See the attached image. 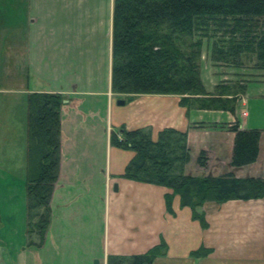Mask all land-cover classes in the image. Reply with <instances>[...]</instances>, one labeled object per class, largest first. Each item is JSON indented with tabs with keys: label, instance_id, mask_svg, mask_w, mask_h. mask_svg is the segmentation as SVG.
Here are the masks:
<instances>
[{
	"label": "crops",
	"instance_id": "obj_1",
	"mask_svg": "<svg viewBox=\"0 0 264 264\" xmlns=\"http://www.w3.org/2000/svg\"><path fill=\"white\" fill-rule=\"evenodd\" d=\"M37 5L39 12H30L26 21L67 23L59 34L62 40L56 41L50 56L46 55V50L37 52L35 59L29 56V69L35 68L39 79L46 69L48 73L52 72V79H49L48 88L38 86L36 80L34 88H28L27 93H60L66 99L61 108V149L64 134H67L66 138H73L78 132L84 133L81 142L85 149L94 148L92 144H96L100 150L101 147L104 149L106 164L98 187L102 193L92 196L96 198L94 203L98 204V208L87 206V200L74 201L71 198L74 196L62 189L61 182L65 175L61 154L60 175L51 199V221L44 243L29 248L25 228L27 193L23 188V205L15 203L19 198L13 189L17 185L20 187L18 183L22 186L23 183L17 181L7 169L0 168V264H26V254L30 251L36 252L39 264H47L51 258L49 255H52L49 254L52 246L53 252L57 253L82 239L84 243L92 245L88 217L92 221L93 208L99 210L96 218L98 229L103 232L102 237H99L101 232H96L95 242H102L103 247L100 254L88 250L90 264L93 259H98L99 264H107L110 255L142 254L163 240L168 244V252L158 256L153 264H264V197L223 203L205 202L198 208L204 214L205 227L193 218L190 207L181 206L180 196L171 188L121 177L135 152L115 147L110 140L112 130H117L122 124L130 130L148 127L154 139L159 131L172 127L187 133L191 160L185 167L186 174L219 176L232 172L237 177H264V132L258 159L244 166L231 165L235 138V133L230 130L232 123L239 121L245 129L256 128L253 127L255 125H249L251 114L243 109L249 103L246 93L238 101L235 113L188 109L181 105V95L115 93L112 90L115 0H47ZM229 66L234 71L241 69L242 74H248L244 68ZM219 71L221 77L215 85L232 83L223 81L228 77ZM252 75L251 79L264 80L261 79L264 78V70ZM242 78L245 82L239 83L245 84L247 88L251 79ZM121 98L128 106L126 113L125 110L115 112L120 107L118 100ZM115 114L118 116L114 117ZM100 115L107 117L105 126L87 124V118ZM223 115H227L224 122ZM5 116V122L0 121V158L4 162L13 157L12 146H6L9 129L7 112ZM205 116L209 118L205 119ZM64 117L75 119L76 123L71 127L65 126ZM110 120L111 123H108ZM6 149L10 150L9 153ZM202 150L210 155L206 168L197 164ZM80 154L92 158L85 151ZM73 156L78 157L75 154ZM167 193L173 194L174 213L167 210ZM202 247L211 249V253L204 257L191 254ZM56 259L59 257L55 254L54 263Z\"/></svg>",
	"mask_w": 264,
	"mask_h": 264
},
{
	"label": "trees",
	"instance_id": "obj_2",
	"mask_svg": "<svg viewBox=\"0 0 264 264\" xmlns=\"http://www.w3.org/2000/svg\"><path fill=\"white\" fill-rule=\"evenodd\" d=\"M204 38L212 40V59L235 68L244 67V56L253 55L254 69L264 70V0H115L113 19L112 90L120 94L181 95L188 109L236 112L246 91L242 83H221L208 91L201 78ZM60 93L32 92L28 96L27 217L28 234L37 233L42 245L51 221V199L61 167ZM231 165L244 166L259 157L264 130L245 129L239 121ZM111 145L135 152L121 177L171 188L181 206L190 207L193 218L207 226L198 208L207 201L250 200L264 197V177H237L185 173L191 160L187 133L172 127L156 139L148 127L111 132ZM210 155L202 150L197 164L206 168ZM173 211V194L165 195ZM163 240L142 254L110 255L107 264H153L166 255ZM211 249L192 251L204 257Z\"/></svg>",
	"mask_w": 264,
	"mask_h": 264
},
{
	"label": "rangeland",
	"instance_id": "obj_3",
	"mask_svg": "<svg viewBox=\"0 0 264 264\" xmlns=\"http://www.w3.org/2000/svg\"><path fill=\"white\" fill-rule=\"evenodd\" d=\"M44 1L46 2L47 0H0V121L5 122V114L7 112L9 129L6 146H12L13 153L11 160L8 159L4 162L3 159L0 158V168L7 169V171L15 175L17 181L23 183V186L18 183L20 187L17 185L18 187L16 186L13 189L14 193H16V196L19 198L15 203L18 202L20 205L24 204L23 188L24 191H26L27 183V101L30 94L29 92L27 93V90L28 88L29 90L34 88L36 80L38 81V86H45L48 88V83L51 82L49 79H52V72L50 74L46 69H44L45 74L39 79V75L34 71L35 68L31 67L29 69L28 59L29 56L32 57V59H35L37 52L40 50H46V55L50 56V51L52 50L53 45L55 46L57 44L56 41H58V39L62 40L60 39L59 34L61 33L64 24L67 23L66 21L53 20L26 21V17L30 12H39L37 4ZM243 59L244 67L242 68H244L243 70L248 71V74H242L241 69H235L237 71L232 70L233 68L227 63H217V61L212 59V40L209 42L204 38L201 78L203 79L207 90L210 92L214 90L215 83L221 77L219 70L223 71L228 77V79L223 81L228 80L230 82L239 83L241 81L245 82V79L242 77L248 79L253 78L254 75L252 74L260 71L256 68L253 70V55H246ZM261 79L264 78L261 77ZM29 81L31 84H29ZM245 93V97L249 103L243 109L251 114L249 125H255L253 127L264 130V128H262L264 127L262 126L264 125V80L259 81L257 79H251L247 85ZM119 110H125L124 113H126L128 111L127 104L120 105L119 108H116L115 112L117 113ZM116 116H118V114L114 115V117ZM226 117L227 115H223V122L227 119ZM65 118L66 117L63 119V121H66L65 126L71 127L76 123L75 119L71 120ZM208 118L209 116H205V119ZM254 118H257V120L254 121ZM113 119L114 118H112V120ZM106 120V116L100 115L95 118H87V124L93 126L99 125L102 127L105 126ZM112 120L108 123H111ZM65 135L67 134H64V145H62L61 149L63 159L62 169L65 175L61 182L62 189L69 191L71 193L70 196H74L71 197L74 201L78 202L87 200V206L94 205L97 207L98 204L94 203L96 198L94 199L92 196H98L102 193L98 187L102 181V176H100L101 172L106 164L105 159H103L105 151L102 147L100 150L96 144H92L94 147L92 149H85L81 142L83 141L81 137L84 135L82 132L74 134L73 138H66ZM94 136H97V134H94ZM6 151L9 153L10 150L6 149ZM83 151H85L86 154H90L92 158L88 155L81 156L80 153ZM74 154L78 155V157L73 156ZM84 191H87L86 195L84 194ZM92 192L94 193L92 194ZM87 193L91 196L89 197ZM78 196L81 198L79 199ZM97 208L91 209L92 215H94L92 221L88 217V222L91 224L90 232L92 233V245L84 243L82 239L78 240L71 246L63 247L57 253L53 252L54 247L52 246V249L50 248L49 250V254H52L53 256L49 255L51 258L47 264H90L88 254L90 251L88 250L92 249V253H101L103 244L102 242L97 244L94 238L96 232H101L99 237L103 236L102 229H98L96 215H99V210H97ZM27 223L28 217L26 204L25 228L28 246L29 248H36V245L32 243L39 242L38 234L33 233L29 235ZM35 254V251L27 252L25 259L26 264H39V260L36 259ZM55 254L59 259H56V262L54 263L53 260L55 259ZM94 261L95 259H93L92 264H94Z\"/></svg>",
	"mask_w": 264,
	"mask_h": 264
},
{
	"label": "water",
	"instance_id": "obj_4",
	"mask_svg": "<svg viewBox=\"0 0 264 264\" xmlns=\"http://www.w3.org/2000/svg\"><path fill=\"white\" fill-rule=\"evenodd\" d=\"M125 103H126V101L124 99L118 100V104H120V105H124ZM116 189H117V187H116ZM94 264H99V260L95 259Z\"/></svg>",
	"mask_w": 264,
	"mask_h": 264
}]
</instances>
